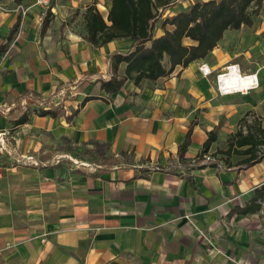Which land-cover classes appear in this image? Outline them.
<instances>
[{"label": "crops", "instance_id": "0c3cea01", "mask_svg": "<svg viewBox=\"0 0 264 264\" xmlns=\"http://www.w3.org/2000/svg\"><path fill=\"white\" fill-rule=\"evenodd\" d=\"M0 1V109L25 92L46 100L64 86L68 96L56 118L15 127L0 114V264H264V158L245 170L185 169L177 156L190 124L185 162L213 131L215 154L242 119L257 120L264 140V3L251 28L226 31L205 60L155 82L128 80L108 97L96 79L109 78V58L134 41L90 46L83 15L95 4L106 20L110 0H52L46 13L34 0ZM162 34L155 22L154 38ZM226 67L255 75L258 88L220 93ZM86 97L108 102L89 101L67 121ZM90 143L109 145L117 165L66 151ZM25 157L40 165L17 163Z\"/></svg>", "mask_w": 264, "mask_h": 264}, {"label": "trees", "instance_id": "16d2710c", "mask_svg": "<svg viewBox=\"0 0 264 264\" xmlns=\"http://www.w3.org/2000/svg\"><path fill=\"white\" fill-rule=\"evenodd\" d=\"M172 1L110 0L111 7L106 20L102 18L95 4L86 8L83 15L84 40L90 46L99 48L113 40L126 38L134 41V46L127 52L114 53L109 58L111 76L107 79H96V83L100 84V91L105 95L110 97L117 93L128 80L136 86L144 80L155 82L168 77L177 67L184 69L193 62L205 60L218 46L226 31H236L241 27L251 28L264 3V0L196 1L187 10L160 19L159 27L163 34L154 38L157 14L165 12L172 5ZM48 17L47 13L42 23V32L48 26ZM14 34L15 29L8 41ZM4 51L5 47H0V56ZM122 64L125 68L123 76H119L118 69ZM63 88L64 86L57 87L54 94L46 100L37 94L25 92L8 111L0 109V114L5 115L15 127L27 124L32 115L56 118L64 112V102L68 99L67 91L62 97L59 96ZM97 99L108 102L105 98L86 97L66 118L67 121H71L87 102ZM239 125L240 128L228 137L224 145L215 154L208 156L209 148L217 136L216 131L210 132L197 158L193 162H185L184 155L190 144L193 128V124H190L184 142L177 151L182 167L202 169L207 166L216 167L221 163L224 169L245 170L259 163L264 158L263 130L260 123L254 120L250 125H245L242 119ZM244 125L245 132L242 131ZM66 151L73 154L78 151L83 159L101 163L102 168L107 170L118 163V159L106 155L109 151L107 144L90 143L79 148L68 147ZM204 156H208L210 160L206 161ZM217 156H220L219 159ZM234 156L240 159L231 163ZM88 170L77 172L86 174ZM249 210L247 208L243 212Z\"/></svg>", "mask_w": 264, "mask_h": 264}, {"label": "built area", "instance_id": "2783aa9c", "mask_svg": "<svg viewBox=\"0 0 264 264\" xmlns=\"http://www.w3.org/2000/svg\"><path fill=\"white\" fill-rule=\"evenodd\" d=\"M51 1L52 0H34V5L36 7H39L44 11V13H46L50 8ZM3 8H4L3 4L0 1V11H2ZM17 10L21 13V15H24L27 11L26 8H23L21 6H18ZM159 13H161V11H159ZM199 71L203 76H207L210 74V72L208 70H205L203 66L199 68ZM241 78L244 80H249L250 81L249 86L243 90H236V87L241 82L240 81ZM216 84L218 91L220 93H225V94L237 93V92L242 93L243 91H249L258 88V82L255 78V75H243V76L240 74L237 75L233 70V67H226L223 73L217 75ZM242 131L245 132V128H242ZM1 149L4 150L3 147H1ZM204 159L206 161L210 160L208 156H204ZM24 161H31L32 164L35 166L40 165L38 162L33 161L31 157H25L24 160H19L17 161V163L21 164L23 162L24 164ZM79 165L86 166L88 168L90 166L87 163H80Z\"/></svg>", "mask_w": 264, "mask_h": 264}, {"label": "rangeland", "instance_id": "374dc122", "mask_svg": "<svg viewBox=\"0 0 264 264\" xmlns=\"http://www.w3.org/2000/svg\"><path fill=\"white\" fill-rule=\"evenodd\" d=\"M191 1L192 2H196V1H200V0H173L172 1V5H170V7H169V8H171V11H168V12L167 11H165V12L163 11L161 13L162 15L161 14L160 15L157 14L158 17L156 18L155 22H157V25H160L161 20H159V19H164V17H168V16H170L173 13L175 14L179 10H181V11L187 10L190 7V5H192ZM186 2H188L189 5ZM239 159H240V157L234 156V157L231 158V163H235Z\"/></svg>", "mask_w": 264, "mask_h": 264}, {"label": "bare ground", "instance_id": "6f19581e", "mask_svg": "<svg viewBox=\"0 0 264 264\" xmlns=\"http://www.w3.org/2000/svg\"><path fill=\"white\" fill-rule=\"evenodd\" d=\"M241 82L238 84L236 87V90H243L246 89L249 86L250 81L249 80H244L241 78Z\"/></svg>", "mask_w": 264, "mask_h": 264}]
</instances>
